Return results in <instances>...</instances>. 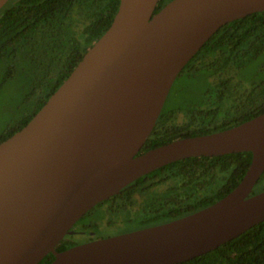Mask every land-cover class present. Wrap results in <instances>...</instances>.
I'll return each instance as SVG.
<instances>
[{
    "label": "water",
    "instance_id": "1",
    "mask_svg": "<svg viewBox=\"0 0 264 264\" xmlns=\"http://www.w3.org/2000/svg\"><path fill=\"white\" fill-rule=\"evenodd\" d=\"M10 0H0V11ZM121 0L113 23L20 131L0 143V264H183L264 222V113L138 155L184 68L223 26L264 0ZM252 153L215 204L154 227L56 247L134 181L188 158ZM263 185H261L262 187Z\"/></svg>",
    "mask_w": 264,
    "mask_h": 264
},
{
    "label": "trees",
    "instance_id": "2",
    "mask_svg": "<svg viewBox=\"0 0 264 264\" xmlns=\"http://www.w3.org/2000/svg\"><path fill=\"white\" fill-rule=\"evenodd\" d=\"M170 1L159 0L155 14ZM120 2L10 0L0 11V72L5 70L1 79L31 64L42 70L40 86L44 88L30 114L8 129L0 143L24 128L70 76L88 49L110 28ZM201 75L205 76L204 90L184 105L164 106L145 149L225 131L264 113V12L223 26L180 76L200 79ZM252 158V153L244 152L174 162L100 204L95 210L99 211L97 219L107 212L133 216L139 230L187 217L231 193L243 180ZM261 182L260 192L264 191V174ZM95 211L78 225L97 231L98 223L88 220L94 219ZM72 245L64 239L57 251ZM54 259L49 254L40 264H51ZM183 264H264V222Z\"/></svg>",
    "mask_w": 264,
    "mask_h": 264
},
{
    "label": "rangeland",
    "instance_id": "3",
    "mask_svg": "<svg viewBox=\"0 0 264 264\" xmlns=\"http://www.w3.org/2000/svg\"><path fill=\"white\" fill-rule=\"evenodd\" d=\"M41 71V69H37L36 66H31V64L25 65L14 69L5 80L1 79L4 78L5 70L3 69L0 72V137L7 133L8 129L10 130L24 120L32 111V107L36 103L40 92L42 93L44 89L40 86V81L43 80V72ZM204 78L205 76L203 75L200 76V79H189L186 76H179L172 87L165 108L171 109L177 105H184L195 94L199 96L206 87ZM181 121L180 117L178 122L180 123ZM261 185H263L262 182H259L255 192L262 189ZM98 214L99 211H95L94 216L91 218L98 217ZM88 220L93 221L90 218ZM121 231L124 230L120 227L108 228L105 230V234L116 235ZM80 242H85L83 237Z\"/></svg>",
    "mask_w": 264,
    "mask_h": 264
},
{
    "label": "flooded vegetation",
    "instance_id": "4",
    "mask_svg": "<svg viewBox=\"0 0 264 264\" xmlns=\"http://www.w3.org/2000/svg\"><path fill=\"white\" fill-rule=\"evenodd\" d=\"M150 138V137H149ZM179 140V139H178ZM176 141V140H175ZM174 142V141H173ZM146 144V143H145ZM142 147V149L140 150V152L138 153V155H142L150 150H153V149H156V148H151V149H145V145ZM161 147V146H160ZM158 148V147H157ZM201 158V157H200ZM165 167V166H164ZM146 176V175H145ZM144 177V176H143ZM139 180V179H138ZM261 180V179H260ZM137 181V180H136ZM135 182V181H134ZM133 182V183H134ZM260 182V181H259ZM132 184V183H131ZM259 184V183H258ZM129 186V185H128ZM126 188V187H125ZM122 191V190H121ZM120 191V192H121ZM260 193V191H259ZM258 194V193H257ZM118 195V194H117ZM251 195H256L255 192H253ZM116 196V195H115ZM114 197V196H113ZM111 197L110 199L106 200V201H103L101 202L100 204L102 203H105V202H109L111 201V199L113 198ZM100 204H98L97 206H95L92 210H90L83 218H85L86 216H88L89 214H91L93 211H95L97 208L101 207L99 206ZM105 207V206H104ZM106 208V207H105ZM106 210L108 211V208H106ZM81 218L76 224L75 226L72 228L70 234H68L64 239L66 240H70L73 242V245L68 247L66 250L76 246V245H80V244H83V243H88V242H92V241H95V240H99V239H105V238H109V237H113V236H117V235H121V234H126V233H130V232H134V231H138L135 229V224L133 223L134 222V219H133V216H129V218H127V216H123L122 214H119V215H115V214H111L110 212L106 213L104 215V217L102 218H99L97 219V217H95L93 219V221H95L96 223H98L99 227L97 229V231H94L92 229H88L87 230V227L86 229H83L82 227H80L78 225V223L83 219ZM134 225V226H133ZM161 225V224H160ZM157 226V225H156ZM115 227H120L122 228L124 231H121L119 233H117L116 235L114 234H111V235H106L105 233V230L106 229H112V228H115ZM154 227V226H152ZM150 228V227H148ZM146 229V228H144ZM139 230H142V229H139ZM109 236V237H107ZM82 237L83 239L85 240V242H80L82 240ZM63 239V240H64ZM62 240V241H63ZM61 241V242H62ZM60 245V244H59ZM59 245L56 247V251L59 247ZM58 252V251H57ZM54 255V254H53ZM55 257V255H54Z\"/></svg>",
    "mask_w": 264,
    "mask_h": 264
}]
</instances>
